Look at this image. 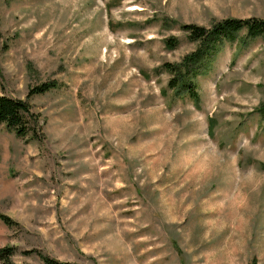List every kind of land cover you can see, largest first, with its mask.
<instances>
[{
    "label": "rangeland",
    "instance_id": "374dc122",
    "mask_svg": "<svg viewBox=\"0 0 264 264\" xmlns=\"http://www.w3.org/2000/svg\"><path fill=\"white\" fill-rule=\"evenodd\" d=\"M250 17L264 0H0V95L41 121L40 141L0 125V213L17 223L0 220V248L16 264H264V41L224 45L197 103L163 69L198 48L182 25Z\"/></svg>",
    "mask_w": 264,
    "mask_h": 264
},
{
    "label": "trees",
    "instance_id": "16d2710c",
    "mask_svg": "<svg viewBox=\"0 0 264 264\" xmlns=\"http://www.w3.org/2000/svg\"><path fill=\"white\" fill-rule=\"evenodd\" d=\"M181 28L190 42L198 44V48L185 56L182 63L176 65L166 63L163 69L172 76L168 87L173 91L174 96L189 98L196 103L200 101L196 79L213 69L219 51L224 45L227 43L233 45L237 42L248 45L258 39L264 41V19L258 17L227 18L209 28L197 24H185ZM178 45L179 41L176 39L170 38L167 41V47L171 49ZM58 86L54 82H46L32 87L29 90L28 99L57 89ZM0 125L6 126L20 139L30 137L33 140H41L40 115L33 111L28 100L13 99L1 94ZM0 220L10 227L17 225L11 218L1 213ZM18 253L16 247L0 248V264H16L14 256ZM23 254H36L45 264H72L50 258L39 250L24 251Z\"/></svg>",
    "mask_w": 264,
    "mask_h": 264
}]
</instances>
